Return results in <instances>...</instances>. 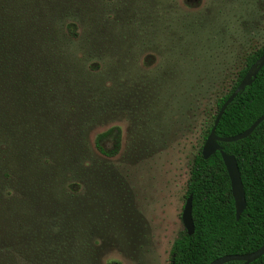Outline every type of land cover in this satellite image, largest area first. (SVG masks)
<instances>
[{"label":"trees","instance_id":"16d2710c","mask_svg":"<svg viewBox=\"0 0 264 264\" xmlns=\"http://www.w3.org/2000/svg\"><path fill=\"white\" fill-rule=\"evenodd\" d=\"M133 4L132 0H0V264H93V229L84 218L85 209H76L70 200L68 188L84 183V175L93 171L88 168L93 167V152L115 158L121 142L116 130H110L93 146L89 116L79 115L78 103L69 96L75 90L73 61L91 59L93 53L87 50L77 56L70 50L101 41L112 18L117 23ZM263 54L261 49L244 58L235 85L217 104L204 144L220 109ZM263 115L264 68L229 105L216 134L240 135ZM114 134L116 143L107 149L104 143ZM220 147L238 162L246 210L237 221L221 154L205 160L202 146L192 160L186 192L187 199L193 198L195 232L189 236L184 229L179 234L169 264H211L264 246V122L249 138ZM59 189L69 199L57 197ZM49 199L54 202L48 210ZM70 211L85 223L78 235L67 238L59 234V223ZM76 222L80 229L78 218ZM252 264H264V256Z\"/></svg>","mask_w":264,"mask_h":264},{"label":"rangeland","instance_id":"374dc122","mask_svg":"<svg viewBox=\"0 0 264 264\" xmlns=\"http://www.w3.org/2000/svg\"><path fill=\"white\" fill-rule=\"evenodd\" d=\"M132 1L101 41L70 50L93 53L73 61L69 95L79 115L89 116L93 146L110 130L121 142L115 158L93 152L86 183L68 188L93 229V264H169L185 229L192 160L244 58L264 49V0ZM116 139L109 137L105 147ZM64 194L55 190L69 199ZM84 218L65 213L59 234L78 235Z\"/></svg>","mask_w":264,"mask_h":264},{"label":"water","instance_id":"95a60500","mask_svg":"<svg viewBox=\"0 0 264 264\" xmlns=\"http://www.w3.org/2000/svg\"><path fill=\"white\" fill-rule=\"evenodd\" d=\"M263 68H264V54L257 61V63L249 70L243 81L239 84L237 89L232 93V95L229 97V99L220 109L217 118L215 120L214 127L211 130L202 149V156L204 157L205 160H208L217 152H220L221 154L222 160L224 162L228 176L230 178L232 196L235 202L237 221L241 219V216L246 210L247 207L246 194L241 179V173L239 170L238 162L235 156L228 155L227 153H225L221 149L220 143L231 144L249 138L254 133V131L264 122V115L260 117L244 133L234 137H228V138L218 137L216 134V130L229 105H231L233 101L246 90L247 87H250L254 83L258 74ZM253 69H255V71L252 73ZM192 212H193V198L190 196L187 199L182 214V223L189 236H192L195 232ZM263 256H264V246L254 253L246 254V255L224 256L222 258L215 260L211 264H228L230 262H243L244 264H252Z\"/></svg>","mask_w":264,"mask_h":264},{"label":"bare ground","instance_id":"6f19581e","mask_svg":"<svg viewBox=\"0 0 264 264\" xmlns=\"http://www.w3.org/2000/svg\"><path fill=\"white\" fill-rule=\"evenodd\" d=\"M255 71V69H253L252 73Z\"/></svg>","mask_w":264,"mask_h":264},{"label":"flooded vegetation","instance_id":"af4514ba","mask_svg":"<svg viewBox=\"0 0 264 264\" xmlns=\"http://www.w3.org/2000/svg\"><path fill=\"white\" fill-rule=\"evenodd\" d=\"M243 62H244V61H243ZM240 72H241V71H240ZM239 75H240V73H239ZM239 75H238V76H239Z\"/></svg>","mask_w":264,"mask_h":264}]
</instances>
